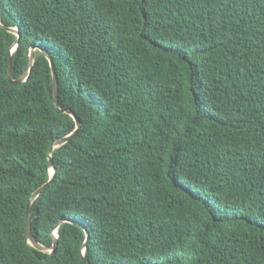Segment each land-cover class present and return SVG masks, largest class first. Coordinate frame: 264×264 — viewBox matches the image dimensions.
I'll return each instance as SVG.
<instances>
[{"label":"trees","instance_id":"trees-1","mask_svg":"<svg viewBox=\"0 0 264 264\" xmlns=\"http://www.w3.org/2000/svg\"><path fill=\"white\" fill-rule=\"evenodd\" d=\"M84 261L264 264V0H0V264Z\"/></svg>","mask_w":264,"mask_h":264},{"label":"water","instance_id":"water-1","mask_svg":"<svg viewBox=\"0 0 264 264\" xmlns=\"http://www.w3.org/2000/svg\"><path fill=\"white\" fill-rule=\"evenodd\" d=\"M4 27L6 29H8L9 31L15 32L17 34V38H16V40L14 42V46H13V47H16V45L18 44L19 35H20L18 28L17 27H10V26H4ZM34 49H35L34 46H32L31 49H30V58H29V61H28L27 69H25L23 71V73L20 76H18L17 78L14 79L12 77L11 67H10V65L8 66V78H9V81L10 82L16 83V82L24 81L26 75L28 74V72L30 70L31 64H32V54H33V50ZM47 57L49 59V64H50L51 72H52L53 101H54L55 106L59 108V103H58V89H57V76H56V73H55V70H54V65H53L52 58L50 57V55H47ZM9 64H10V61H9ZM59 109L62 112H66V113L71 114L74 117V119H75L76 126H78L80 124L79 119L74 115V113L72 112V110L69 107H64V108H59ZM76 128L71 133H69V134H67L65 136L56 138L53 141V143H52V147L50 148V151H52V148L54 146H58V145H61V144L65 143L74 134V132L76 131ZM49 163H50V167H51V175H50V177L48 178V180L46 182H44L38 188L35 189V191L31 195V200L34 199L36 196H38L40 194V192L45 188V186L47 184L51 183V181L53 179V176H54V173H55V170L56 169L53 167V162H52L51 157L49 158ZM25 235H26V238L29 241V243L32 246H34L35 248H37V249H40V250L50 249L51 251H53L55 249L56 240H57L56 239L57 238L56 233L53 232V237L54 238H53V243H52V246L51 247H47V246L41 244L40 242H38L35 239L34 234L32 232V229H31V223H30V204L27 206V209H26ZM87 239H88V232L86 231V238H85V241L82 243V247L83 248L86 247V241H87ZM82 255H83V252H82ZM84 263L85 264H89L87 261H84Z\"/></svg>","mask_w":264,"mask_h":264},{"label":"clouds","instance_id":"clouds-1","mask_svg":"<svg viewBox=\"0 0 264 264\" xmlns=\"http://www.w3.org/2000/svg\"><path fill=\"white\" fill-rule=\"evenodd\" d=\"M13 46H14V45H13ZM13 46H12V49H11V51H13V50H14V48H15V47H13Z\"/></svg>","mask_w":264,"mask_h":264},{"label":"rangeland","instance_id":"rangeland-1","mask_svg":"<svg viewBox=\"0 0 264 264\" xmlns=\"http://www.w3.org/2000/svg\"><path fill=\"white\" fill-rule=\"evenodd\" d=\"M15 33V32H14Z\"/></svg>","mask_w":264,"mask_h":264}]
</instances>
